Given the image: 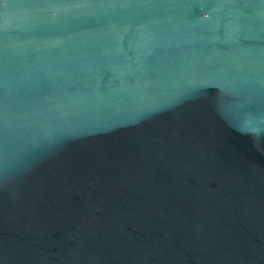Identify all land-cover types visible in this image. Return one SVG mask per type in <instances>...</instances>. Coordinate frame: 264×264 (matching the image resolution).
<instances>
[{
    "label": "water",
    "instance_id": "water-1",
    "mask_svg": "<svg viewBox=\"0 0 264 264\" xmlns=\"http://www.w3.org/2000/svg\"><path fill=\"white\" fill-rule=\"evenodd\" d=\"M0 264H264V0H0Z\"/></svg>",
    "mask_w": 264,
    "mask_h": 264
}]
</instances>
